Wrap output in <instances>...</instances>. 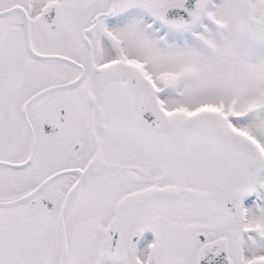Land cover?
I'll return each instance as SVG.
<instances>
[{
    "label": "snow or ice",
    "instance_id": "snow-or-ice-1",
    "mask_svg": "<svg viewBox=\"0 0 264 264\" xmlns=\"http://www.w3.org/2000/svg\"><path fill=\"white\" fill-rule=\"evenodd\" d=\"M0 264H264V0H0Z\"/></svg>",
    "mask_w": 264,
    "mask_h": 264
}]
</instances>
